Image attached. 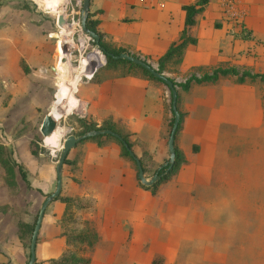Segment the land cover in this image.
I'll list each match as a JSON object with an SVG mask.
<instances>
[{
	"label": "rangeland",
	"instance_id": "374dc122",
	"mask_svg": "<svg viewBox=\"0 0 264 264\" xmlns=\"http://www.w3.org/2000/svg\"><path fill=\"white\" fill-rule=\"evenodd\" d=\"M81 6L82 0H0V159L14 179L7 182L0 160V264L28 262L33 223L55 188V163L68 134L111 117L128 131L136 155L148 149L146 177L168 161L169 87L140 81L125 66L107 67L80 28ZM192 33L203 36L199 44L163 71L177 83L217 66L260 76L175 85L183 115L174 145L185 162L154 193L146 188L129 199L115 188L119 182L145 189L116 142L79 141L68 157L79 148L83 161L63 163L59 196L90 204L79 209L58 197L47 204L34 264L70 247L60 233L64 216L87 217L97 229L99 239L84 249L90 264H264V0H209ZM108 37L103 34L111 43ZM67 50L69 66L54 71ZM48 86L57 89L56 98ZM60 90L66 94L58 100ZM47 112L56 115V126L44 135ZM64 223L76 226L72 219ZM73 247L83 251L80 243Z\"/></svg>",
	"mask_w": 264,
	"mask_h": 264
},
{
	"label": "trees",
	"instance_id": "16d2710c",
	"mask_svg": "<svg viewBox=\"0 0 264 264\" xmlns=\"http://www.w3.org/2000/svg\"><path fill=\"white\" fill-rule=\"evenodd\" d=\"M208 1L209 0H195L193 2L183 3L181 5L182 9L184 10V18H183V23L180 29V34L177 39L173 40L169 44L165 52L157 58L156 69L159 72H163L166 69L168 62L179 61L182 58L184 49L188 44L196 43L197 38L192 33V27L196 24L198 15L203 11L204 6ZM98 22L99 20L97 18L92 17V12H89L87 20H86V24L90 29L94 30L100 35V44L103 46V49H100V50L106 57L105 65L107 67L116 68V67L125 66L127 73L142 76V77H147L157 82H163L161 79L155 77L146 68H144L143 66L137 63H134L132 61H129L123 58L112 57L110 53L117 54L121 51H126V49L122 46H116L113 43L105 42L103 39L104 33L97 28ZM142 59L147 61L145 58H142ZM92 67H95V66L93 65ZM230 75H235L237 81L239 82H243L246 77H249L250 79H254L257 76H260L259 73L250 72L248 70H243L242 72H239L238 69L234 66H217L211 72H204L199 76L191 75L188 78H186L184 81L179 82V83H177L173 78L171 77L170 78L172 79L174 85L179 84L183 89H188L191 82H195L199 84L215 83L221 78H226ZM177 96H178V93H177ZM170 98H171V93H170ZM170 108H171V99H170ZM171 112H172V118H171V124H172L173 116H174L172 108H171ZM182 115L183 113L179 111L180 118H179V122L177 125V129L180 127ZM117 123L119 122L109 117L108 119H103L100 124H97L96 122H89L87 125L88 126L87 130L95 129V128H110L116 131L117 133H119L122 137V140L112 134L103 133V134H98L94 136H88L86 138L81 139L80 141L85 140V139L94 140L99 145H102L106 140L115 141L120 147V155L129 161L135 162L134 156L129 153V149L124 144V142H126L127 145L133 150L132 139L130 138L128 131H123L118 126ZM31 152L34 153L35 151L32 149ZM134 154L136 155L135 152ZM138 157L140 159V162L145 172V169H147V166H148V162L151 160L149 151L147 149H143L142 153ZM80 158H81V151L79 152L76 151L73 157H68L66 155L64 162L73 163L72 165H76L77 162L80 160ZM0 160L6 170L5 175L9 177L7 182H14V179L12 177L13 169L10 166H7L5 164L4 159L1 158ZM184 162H185V157L183 156L182 152L178 150L177 147L175 146V160H174V164L171 167V169L165 174H163L158 180H156L151 185L146 186L141 183L142 186L150 189L151 192L153 193L156 192L157 184L160 183L161 181H164L171 174L175 173L180 167V165ZM16 164L19 169V172L21 173V177L25 181H27L26 172L23 169L22 165L18 162H16ZM163 170H164V167L162 166L158 170V172L160 173ZM57 197L60 198L65 203V205L72 204L76 208H79V209L83 208L85 210V208L90 204V202L86 200L79 199V196L75 197L72 195H66L64 197H61L58 194ZM65 218H68L66 220H70V219L74 220L76 223L75 224L76 226L74 228L67 227V225H65L64 223L66 222ZM62 219L64 220H63V223H60V226H61L60 233L64 236L67 244H69L70 247L64 248L57 256L49 257L48 259H46L45 264H90L91 257L90 255L84 253V249L87 246L89 247L94 246L97 240L99 239L100 235L97 229L91 224L90 219H88L87 217L79 216V218H76V217L64 216V218ZM35 220H34V223H35ZM34 223H33V227H34ZM76 243L82 244L83 248L82 247L81 248L83 249V251L80 252L79 250H77V248L73 247V245H75Z\"/></svg>",
	"mask_w": 264,
	"mask_h": 264
},
{
	"label": "crops",
	"instance_id": "0c3cea01",
	"mask_svg": "<svg viewBox=\"0 0 264 264\" xmlns=\"http://www.w3.org/2000/svg\"><path fill=\"white\" fill-rule=\"evenodd\" d=\"M193 1L195 0H90L89 12H92V16L94 14V17L99 20L97 28L109 36L111 43L122 46L127 52L141 58L147 57V61L150 62V58L157 60L169 44L179 37L184 18V10L181 5ZM194 26L192 30H194ZM195 36L197 38L196 43L199 44L203 36L200 34ZM194 44H188L184 52L192 50L191 45ZM130 76H134L140 81L144 79L155 83H164L134 74H130ZM90 141L101 146L94 140ZM77 144L79 143L77 142ZM141 148L142 150L147 149L146 147ZM79 150L81 151V158L77 162V166H80L84 157V151L79 148L76 149L78 152ZM120 157L129 161L121 155ZM115 188L120 189L125 194L128 193L129 199L132 196L131 193H141V190H148L142 189L138 185H125V183L119 182L115 184ZM109 198L113 199V196H109Z\"/></svg>",
	"mask_w": 264,
	"mask_h": 264
},
{
	"label": "water",
	"instance_id": "95a60500",
	"mask_svg": "<svg viewBox=\"0 0 264 264\" xmlns=\"http://www.w3.org/2000/svg\"><path fill=\"white\" fill-rule=\"evenodd\" d=\"M89 11H90V0H82V6H81V12H80V28L85 34H87L88 36L93 38L95 44L99 47V49H103V46L100 44V35L97 32H95L94 30L90 29L86 24V20H87ZM110 54L114 58L127 59L129 61H132L134 63H137V64L143 66L148 71H150L155 77L161 79L170 89L171 108H172L174 116H173L172 127H171L170 134H169L168 141H167L168 150H169L168 161L166 163H163L162 165H160L152 175H150L149 177H146L139 157L137 155H135L134 151L127 145L126 142H124L125 146L129 149V153L134 156L136 166H137V177L139 178V180L142 184L148 186V185H151L152 183H154L156 180H158L163 174L168 172L174 164V160H175L174 139H175V133H176L177 125H178L179 118H180L179 111L177 108V89H176V87H175V85H174V83L170 77L165 75L163 72H159L156 69V67L151 65L148 61L143 60L141 57H138V56L131 54L129 52H126V51H121L117 54H114V53H110ZM70 55H71L70 50L61 52V54L59 55V58H58L57 65L52 66V69L55 71V70H57V68H60V69L67 68L70 64ZM47 90L49 91V93L54 98H56L55 97V93L57 92L56 88L48 86ZM55 126H56V115L52 112H47L45 114L43 120H42L41 125H40L41 133L44 135H47L51 131L54 130ZM103 133L112 134V135H114V136H116L122 140L121 135L119 133H117L116 131L110 129V128L89 129V130H87L81 134H78V135L70 133L64 138L60 152H59L58 159L55 163V174H56L55 188L53 191L49 192L45 196V198L43 199V201L40 204V207H39V210H38V213L36 216V220L34 223V227H33L32 233H31L30 245H29V259H28V262L26 264H34V262L36 260L37 236H38V231H39L41 221L43 218L44 210H45L47 204L50 201H52L54 198H56L57 195L60 193L61 186H62L63 163H64V160L66 158L68 151L72 147H74L76 145V143L78 141H80L81 139L86 138L88 136H94V135L103 134ZM162 166L164 167V170L159 173L158 170Z\"/></svg>",
	"mask_w": 264,
	"mask_h": 264
},
{
	"label": "bare ground",
	"instance_id": "6f19581e",
	"mask_svg": "<svg viewBox=\"0 0 264 264\" xmlns=\"http://www.w3.org/2000/svg\"><path fill=\"white\" fill-rule=\"evenodd\" d=\"M59 69V68H57ZM64 87V86H62ZM69 90V89H68ZM57 93V92H56ZM56 93H55V97H56ZM66 93L64 92V90H60L59 94H58V100L62 98V96H64ZM66 98V97H65ZM64 100V99H63ZM56 104V103H55Z\"/></svg>",
	"mask_w": 264,
	"mask_h": 264
}]
</instances>
